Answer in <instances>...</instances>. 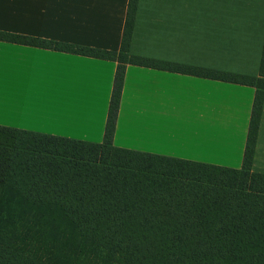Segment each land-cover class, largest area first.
Here are the masks:
<instances>
[{
	"label": "crops",
	"instance_id": "1",
	"mask_svg": "<svg viewBox=\"0 0 264 264\" xmlns=\"http://www.w3.org/2000/svg\"><path fill=\"white\" fill-rule=\"evenodd\" d=\"M128 0H0V31L118 52ZM264 0H138L136 56L257 77ZM116 62L0 42V126L100 144ZM255 89L126 65L112 145L240 169ZM251 171L264 175V99Z\"/></svg>",
	"mask_w": 264,
	"mask_h": 264
},
{
	"label": "trees",
	"instance_id": "2",
	"mask_svg": "<svg viewBox=\"0 0 264 264\" xmlns=\"http://www.w3.org/2000/svg\"><path fill=\"white\" fill-rule=\"evenodd\" d=\"M0 31V42L116 62L103 141L0 126V264H264V175L251 171L264 99L257 77ZM126 65L255 89L240 169L112 145Z\"/></svg>",
	"mask_w": 264,
	"mask_h": 264
}]
</instances>
